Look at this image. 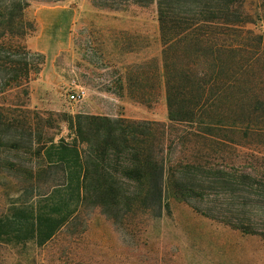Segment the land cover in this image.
Listing matches in <instances>:
<instances>
[{
	"label": "trees",
	"instance_id": "1",
	"mask_svg": "<svg viewBox=\"0 0 264 264\" xmlns=\"http://www.w3.org/2000/svg\"><path fill=\"white\" fill-rule=\"evenodd\" d=\"M29 2L0 0V18L12 22ZM92 3L110 10L156 6L169 118L189 128L185 136L203 142L206 160L184 157L174 165L165 125L155 121L80 114L75 129L81 147L46 139L40 128V137L30 131V166L17 178L18 196L0 212V242L43 246L88 203L117 212L152 209L160 216L167 193L264 239V30L256 31L264 25V0ZM20 108L15 103L13 111ZM6 112L0 106V145L18 148L22 120ZM13 129L18 136L5 141ZM236 136L252 149L247 161L230 165L224 152L216 160L218 145L237 143Z\"/></svg>",
	"mask_w": 264,
	"mask_h": 264
},
{
	"label": "rangeland",
	"instance_id": "2",
	"mask_svg": "<svg viewBox=\"0 0 264 264\" xmlns=\"http://www.w3.org/2000/svg\"><path fill=\"white\" fill-rule=\"evenodd\" d=\"M29 1L12 22L0 18V106L22 120V145H0V212L18 196L17 178L30 166L28 133L38 135L40 128L46 139L81 147L75 129L80 114L164 124L174 165L184 157L206 160L203 142L185 136L189 128L169 118L155 5L110 10L92 0ZM80 88L86 97L73 101L70 94ZM15 103L20 110L13 111ZM9 135L5 141L18 136L14 129ZM236 140L219 144L216 160L224 152L230 165L244 164L252 149L247 139ZM11 162L18 165L11 168ZM166 197L160 216L152 209L117 212L88 203L43 246L0 242V264H264L262 236Z\"/></svg>",
	"mask_w": 264,
	"mask_h": 264
},
{
	"label": "built area",
	"instance_id": "3",
	"mask_svg": "<svg viewBox=\"0 0 264 264\" xmlns=\"http://www.w3.org/2000/svg\"><path fill=\"white\" fill-rule=\"evenodd\" d=\"M86 97V91L83 88H80L77 91H74L70 94V98L73 101H82Z\"/></svg>",
	"mask_w": 264,
	"mask_h": 264
},
{
	"label": "crops",
	"instance_id": "4",
	"mask_svg": "<svg viewBox=\"0 0 264 264\" xmlns=\"http://www.w3.org/2000/svg\"><path fill=\"white\" fill-rule=\"evenodd\" d=\"M49 9L53 10V9H55V7H51V8H49ZM40 19L43 21V18H40Z\"/></svg>",
	"mask_w": 264,
	"mask_h": 264
}]
</instances>
